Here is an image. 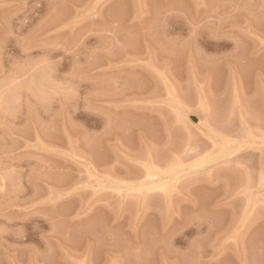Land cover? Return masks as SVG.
Wrapping results in <instances>:
<instances>
[{
    "label": "rangeland",
    "instance_id": "374dc122",
    "mask_svg": "<svg viewBox=\"0 0 264 264\" xmlns=\"http://www.w3.org/2000/svg\"><path fill=\"white\" fill-rule=\"evenodd\" d=\"M0 264H264V0H0Z\"/></svg>",
    "mask_w": 264,
    "mask_h": 264
}]
</instances>
